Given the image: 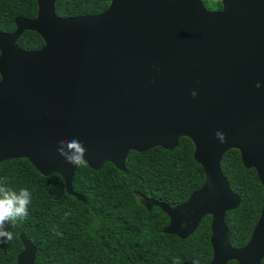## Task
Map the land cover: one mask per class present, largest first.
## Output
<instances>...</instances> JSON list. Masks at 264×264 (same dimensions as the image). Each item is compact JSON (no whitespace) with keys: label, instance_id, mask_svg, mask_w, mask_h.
Masks as SVG:
<instances>
[{"label":"water","instance_id":"95a60500","mask_svg":"<svg viewBox=\"0 0 264 264\" xmlns=\"http://www.w3.org/2000/svg\"><path fill=\"white\" fill-rule=\"evenodd\" d=\"M56 1L36 0L34 18L17 17L13 32H0V163L26 159L85 202L72 190L77 166L58 155L60 144L75 138L90 169L111 163L123 171L131 151L172 150L186 137L203 185L177 206L146 205L160 208L169 220L163 232L181 239L209 215L206 264H260L264 203L249 242L231 248L224 216L240 198L220 161L237 150L264 189V0H220L219 11L202 0H110L98 14L67 18L55 15ZM24 31L43 46L17 47ZM20 241L16 264H33L35 246Z\"/></svg>","mask_w":264,"mask_h":264},{"label":"trees","instance_id":"16d2710c","mask_svg":"<svg viewBox=\"0 0 264 264\" xmlns=\"http://www.w3.org/2000/svg\"><path fill=\"white\" fill-rule=\"evenodd\" d=\"M208 10L221 8L220 0H202ZM110 0H58L54 13L61 18L90 16L107 9ZM36 0H0V32L11 33L15 19H32ZM19 48L32 51L42 38L24 31ZM220 168L238 206L226 212L224 223L233 248L245 245L264 203V189L254 169L243 166L237 150L227 151ZM0 181L12 190L32 194L29 216L9 222L13 240L0 244V264H16L23 235L36 248L33 264H206L211 260V217L206 215L185 239L166 234L167 215L149 200L177 206L204 183L202 168L193 158L192 142L182 137L172 150L153 147L131 151L123 171L111 163L98 170L77 166L69 195L61 176H43L26 159L0 163ZM235 264V263H231ZM264 264V260L262 262Z\"/></svg>","mask_w":264,"mask_h":264},{"label":"clouds","instance_id":"9594fccd","mask_svg":"<svg viewBox=\"0 0 264 264\" xmlns=\"http://www.w3.org/2000/svg\"><path fill=\"white\" fill-rule=\"evenodd\" d=\"M257 88L261 87L257 83ZM198 95L196 91L192 92L195 98ZM216 138L225 142V134L221 131L216 132ZM58 155L68 164L74 166H86L85 153L86 148L83 143L77 139L62 143L59 145ZM32 200V194L27 188H22L18 192L7 187L4 182L0 181V244L13 240L14 236L11 231L5 228V221L15 222L26 219L29 216V205ZM179 264V262H177ZM196 264V262H194Z\"/></svg>","mask_w":264,"mask_h":264},{"label":"flooded vegetation","instance_id":"af4514ba","mask_svg":"<svg viewBox=\"0 0 264 264\" xmlns=\"http://www.w3.org/2000/svg\"><path fill=\"white\" fill-rule=\"evenodd\" d=\"M221 9V8H220ZM220 9H217L216 11H219ZM210 11H215V10H210ZM98 14V13H97ZM93 15H95V14H93ZM91 16V15H90ZM58 17V16H57ZM20 37V36H19ZM18 37V38H19ZM18 40V39H17ZM16 45H17V41H16ZM17 47H18V45H17ZM21 49V48H20ZM23 50V49H22ZM26 51V50H25ZM148 202V201H147ZM259 218V217H258ZM257 223V222H256ZM256 225V224H255ZM227 227V226H226ZM255 227V226H254ZM254 227H253V229H254ZM253 229H252V231H253ZM227 231H228V229H227ZM252 231H251V233H250V236H249V239H248V241H247V243L249 242V240H250V237H251V234H252ZM210 235H211V230H210ZM246 243V244H247ZM245 244V245H246ZM228 245L230 246V244H229V233H228ZM245 245H243V246H245ZM242 246V247H243ZM231 247V246H230ZM242 247H239V248H242ZM231 248H233V247H231ZM239 248H233V249H239ZM263 260H264V257L260 260V264H262V262H263ZM231 263H235V264H238V262L236 261V260H233V259H231V260H229V261H227L226 262V264H231Z\"/></svg>","mask_w":264,"mask_h":264}]
</instances>
